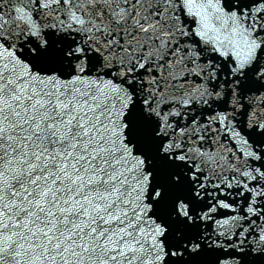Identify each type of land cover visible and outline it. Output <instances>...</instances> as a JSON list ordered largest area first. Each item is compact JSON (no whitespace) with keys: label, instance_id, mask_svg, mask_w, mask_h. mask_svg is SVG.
Masks as SVG:
<instances>
[{"label":"snow or ice","instance_id":"snow-or-ice-1","mask_svg":"<svg viewBox=\"0 0 264 264\" xmlns=\"http://www.w3.org/2000/svg\"><path fill=\"white\" fill-rule=\"evenodd\" d=\"M0 264H264V0H0Z\"/></svg>","mask_w":264,"mask_h":264}]
</instances>
